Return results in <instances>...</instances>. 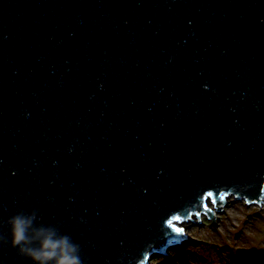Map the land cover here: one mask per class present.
<instances>
[{
    "label": "water",
    "instance_id": "1",
    "mask_svg": "<svg viewBox=\"0 0 264 264\" xmlns=\"http://www.w3.org/2000/svg\"><path fill=\"white\" fill-rule=\"evenodd\" d=\"M209 192L264 204V0H0L3 264L33 209L84 264H151Z\"/></svg>",
    "mask_w": 264,
    "mask_h": 264
},
{
    "label": "rangeland",
    "instance_id": "2",
    "mask_svg": "<svg viewBox=\"0 0 264 264\" xmlns=\"http://www.w3.org/2000/svg\"><path fill=\"white\" fill-rule=\"evenodd\" d=\"M225 200L222 210L207 200L216 214L214 223L205 212L200 223L179 221L176 225L190 239L154 256L151 264H264V204H248L233 195Z\"/></svg>",
    "mask_w": 264,
    "mask_h": 264
},
{
    "label": "clouds",
    "instance_id": "3",
    "mask_svg": "<svg viewBox=\"0 0 264 264\" xmlns=\"http://www.w3.org/2000/svg\"><path fill=\"white\" fill-rule=\"evenodd\" d=\"M6 223L11 246L32 264H84L81 245L56 225L41 222L37 209L16 212ZM0 241L9 242L4 236Z\"/></svg>",
    "mask_w": 264,
    "mask_h": 264
},
{
    "label": "snow or ice",
    "instance_id": "4",
    "mask_svg": "<svg viewBox=\"0 0 264 264\" xmlns=\"http://www.w3.org/2000/svg\"><path fill=\"white\" fill-rule=\"evenodd\" d=\"M207 195H208L209 198H211V197H213L214 194L209 192ZM220 199L221 200L224 199V195H221ZM213 202H215V201H213ZM181 219L182 218L179 215H175V216H172L171 219L167 220V223H168L169 226H172L177 233H182L184 231V229L179 227V226H176L174 224V221H180Z\"/></svg>",
    "mask_w": 264,
    "mask_h": 264
}]
</instances>
